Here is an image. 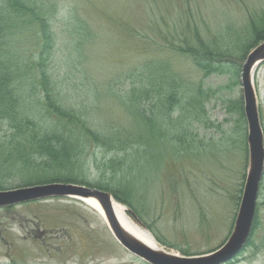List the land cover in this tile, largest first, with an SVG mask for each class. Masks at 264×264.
<instances>
[{"label": "rangeland", "instance_id": "1", "mask_svg": "<svg viewBox=\"0 0 264 264\" xmlns=\"http://www.w3.org/2000/svg\"><path fill=\"white\" fill-rule=\"evenodd\" d=\"M61 1L52 69L66 101L86 108L98 126L113 134L140 131L138 118L115 93L119 85L129 87L131 73L145 59L161 61L180 78L184 96L190 97L184 104H196L185 116L177 112L164 120L165 134L154 140L151 160L146 165L147 158L135 160L129 182L119 185L128 188L142 216L113 197L168 252L190 257L221 248L236 228L251 169L242 66L264 44L258 29L264 24V0ZM69 23L81 33L72 34L65 27ZM198 34L205 45L229 50L219 72L206 75L188 55ZM249 42L253 46L242 59L240 49ZM181 43L184 51L173 48ZM253 83L264 133V59ZM192 136L198 140L188 147ZM86 149L85 171L71 176L98 188L100 180L107 181L102 164L115 154L104 147ZM0 264L152 263L124 247L93 206L70 196H48L0 206ZM221 264H264V169L250 233Z\"/></svg>", "mask_w": 264, "mask_h": 264}, {"label": "trees", "instance_id": "2", "mask_svg": "<svg viewBox=\"0 0 264 264\" xmlns=\"http://www.w3.org/2000/svg\"><path fill=\"white\" fill-rule=\"evenodd\" d=\"M61 4V0H0V128L4 130L0 132V190L55 182L88 185L71 175L85 171L88 146L104 147L115 156L102 164V179L107 181L100 180L95 186L111 192L142 216L128 188L119 185L122 180L129 182L135 160L147 158L142 165L151 160L154 140L165 134L164 120L177 112L182 116L196 104L187 102L190 108L184 104L190 97L184 96L180 78L161 61L145 59L131 73L129 87L119 85L115 93L128 113L138 118L140 131L113 134L98 126L86 108L66 101L52 69L58 40L54 25ZM72 15L79 22V15ZM65 27L72 34L81 33V27L71 23ZM262 28L264 24L258 28L260 34ZM198 37L197 45L187 47L188 55L206 75L219 72L229 50L221 51L219 44L215 48L205 45ZM184 44L172 45L182 51ZM252 46L249 42L240 49L242 59ZM188 135L183 138L186 143ZM175 139L181 140L179 135ZM197 140L192 136V143L186 145L191 147Z\"/></svg>", "mask_w": 264, "mask_h": 264}, {"label": "water", "instance_id": "3", "mask_svg": "<svg viewBox=\"0 0 264 264\" xmlns=\"http://www.w3.org/2000/svg\"><path fill=\"white\" fill-rule=\"evenodd\" d=\"M264 59V44L256 47L248 55L242 66V84L244 89L245 114L249 125L248 142L251 151V169L242 196L236 228L221 248L200 256H181L161 252L129 235L122 227L116 213L112 193L99 188L73 183H48L8 190H0V206L13 205L48 196H70L80 200L96 197L102 204L109 226L118 241L152 264H221L231 259L245 243L254 221L259 181L264 169V133L260 123L257 97L254 90L253 67Z\"/></svg>", "mask_w": 264, "mask_h": 264}, {"label": "bare ground", "instance_id": "4", "mask_svg": "<svg viewBox=\"0 0 264 264\" xmlns=\"http://www.w3.org/2000/svg\"><path fill=\"white\" fill-rule=\"evenodd\" d=\"M258 65H259V63H257L253 67V69L251 71L252 76L254 75L255 70L258 67ZM254 90H255V88H254ZM82 200L85 203H87V204L93 206L94 208H96L99 211V213L101 214V216L103 217V219H105V221L109 225V223L107 221V218H106L105 210L103 209L102 204L100 203V201L96 197H88V198H84ZM112 201H113L116 213L118 215L119 221H120L122 227L126 230V232L129 235H131L135 239L140 240L141 242L149 245L151 248H153L155 250H158V251H161V252H165V253L178 255L177 253L168 252L167 250L162 248V246L159 244V242L156 240V238L153 236V234L148 229H145V228L141 227L139 224H137L128 215L127 208H126V206L124 204H122L121 202L117 201L115 198H113Z\"/></svg>", "mask_w": 264, "mask_h": 264}]
</instances>
